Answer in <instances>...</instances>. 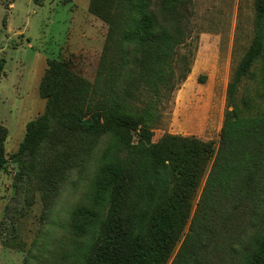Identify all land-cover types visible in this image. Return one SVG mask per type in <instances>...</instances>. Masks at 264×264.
<instances>
[{
  "label": "trees",
  "instance_id": "16d2710c",
  "mask_svg": "<svg viewBox=\"0 0 264 264\" xmlns=\"http://www.w3.org/2000/svg\"><path fill=\"white\" fill-rule=\"evenodd\" d=\"M102 1L112 30L96 79L82 90L86 102L64 105L67 81L74 78L71 62L47 59L39 85L45 111L26 123L12 156L19 163L26 157L36 168V153L56 137L52 126L106 137L88 188L69 212L67 264H167L182 236L170 264H200L210 258L211 222L226 225L237 215L247 217L240 221L244 237L216 246L237 258L235 264H264V0H254V36L227 85L215 153L211 142L194 137L166 134L153 142L148 126L163 93L189 72L190 57L176 56L189 36L193 1L120 0L112 6L99 0V9ZM176 62L182 67L177 74ZM3 67L0 58V72ZM244 80L255 84V93L238 98ZM6 132L0 125V170Z\"/></svg>",
  "mask_w": 264,
  "mask_h": 264
},
{
  "label": "rangeland",
  "instance_id": "374dc122",
  "mask_svg": "<svg viewBox=\"0 0 264 264\" xmlns=\"http://www.w3.org/2000/svg\"><path fill=\"white\" fill-rule=\"evenodd\" d=\"M98 1L91 7V0H0V58L4 59L0 125L7 130L3 139L6 163L0 170V264H49V258L67 264L70 259L69 212L88 188L106 137L52 126L51 135L56 137L46 139L33 158L40 165L31 166L26 157L19 163L12 156L24 138L26 123L45 111L39 85L47 59L71 62L74 78L67 81L64 105L71 109L86 102L82 90L94 83L112 30L107 3L102 1L99 9ZM110 1L114 6L120 0ZM192 1L189 36L176 56L190 57L189 72L163 93L148 126L153 142L166 134L194 137L211 142L215 153L228 110L227 85L254 36V0ZM118 34L116 29L115 39ZM178 70L182 67L176 62V74ZM254 87L252 81L244 80L238 98L254 95ZM140 97L145 103V92ZM257 104L262 106L261 99L257 98ZM211 162L212 158L201 187ZM201 187L194 191L189 221ZM246 219L233 216L226 225L212 221L206 236L210 258H201L200 264H235L237 258H230L228 250L216 244L236 245L243 232L240 221ZM182 240L183 236L167 264Z\"/></svg>",
  "mask_w": 264,
  "mask_h": 264
},
{
  "label": "crops",
  "instance_id": "0c3cea01",
  "mask_svg": "<svg viewBox=\"0 0 264 264\" xmlns=\"http://www.w3.org/2000/svg\"><path fill=\"white\" fill-rule=\"evenodd\" d=\"M13 5L12 4H10V8L12 7Z\"/></svg>",
  "mask_w": 264,
  "mask_h": 264
}]
</instances>
